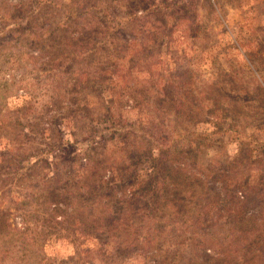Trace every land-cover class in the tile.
Instances as JSON below:
<instances>
[{
	"label": "rangeland",
	"instance_id": "374dc122",
	"mask_svg": "<svg viewBox=\"0 0 264 264\" xmlns=\"http://www.w3.org/2000/svg\"><path fill=\"white\" fill-rule=\"evenodd\" d=\"M160 131L264 179V0H0V264L202 263L186 208L130 199Z\"/></svg>",
	"mask_w": 264,
	"mask_h": 264
},
{
	"label": "trees",
	"instance_id": "16d2710c",
	"mask_svg": "<svg viewBox=\"0 0 264 264\" xmlns=\"http://www.w3.org/2000/svg\"><path fill=\"white\" fill-rule=\"evenodd\" d=\"M155 136L159 138L155 140V137H151L152 149L157 151V155L151 158L155 173L145 183L144 196L138 197L140 201L136 195L130 199H136L138 208L141 205L142 210L150 215L149 218L165 212L170 205L176 216L186 208L185 212L183 210L182 224L179 225L176 220V226H180L179 230H183L184 234L195 236V247L201 250L203 261L198 264H264V209L258 216L252 210L255 204L264 207L263 175L252 186L249 180H245V169L227 175L216 173L217 170L213 169L207 175L197 168L196 154L200 151V144L174 149L163 131ZM163 167L165 179L160 174ZM239 193L242 197H238ZM182 201L188 204L179 207L177 204ZM3 220L2 217L0 234L6 227ZM112 226L113 223L108 228L112 229ZM151 226L154 233L150 231L143 243L150 252L153 249L162 255L158 245L166 225ZM207 229H212L214 235H208ZM208 251H213V255Z\"/></svg>",
	"mask_w": 264,
	"mask_h": 264
}]
</instances>
